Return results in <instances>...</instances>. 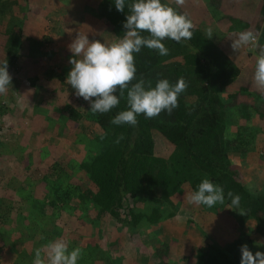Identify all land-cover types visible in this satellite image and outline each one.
<instances>
[{
    "label": "trees",
    "instance_id": "16d2710c",
    "mask_svg": "<svg viewBox=\"0 0 264 264\" xmlns=\"http://www.w3.org/2000/svg\"><path fill=\"white\" fill-rule=\"evenodd\" d=\"M250 1L242 6L246 13L249 11L250 18L247 21L239 18H230L229 21L239 24L241 30L251 27L257 35V44L263 46L264 0ZM131 2L133 0H126L124 12H118L114 0H100L92 11L105 25L113 42L119 41L126 32L123 24L128 14L127 4ZM161 2L173 7L178 13L185 14V10L174 0ZM230 2L232 4L234 0ZM39 8V0H0V66L7 63L12 86L17 83L15 74L27 81L26 88L30 89L34 87L40 73L46 79L54 76L64 82L71 70L69 61L73 58L72 55L66 57V64L61 67L57 66V61L45 70L40 65V61L45 56H52L53 51L44 48L49 43L47 37L38 38L30 30L29 24L35 20ZM192 32L191 40L179 44L165 38L162 43L169 50L166 56H160L157 50L146 47L133 54L137 69L133 84L141 78L146 87L148 82L155 87L160 79H167L171 84H175L181 77L185 80L187 89L179 95L178 107L171 115L162 112L156 118L146 119L140 114L135 127L127 124L113 125L110 121L119 112L129 110L126 93L108 113L93 114L90 112V104L83 98H78L75 90L66 82L67 97L73 99L70 103L62 102L64 111L55 109L54 104L60 101L54 96V92L48 91V99L42 98L39 102L41 108L37 107L33 112L32 120L43 126L30 124V134H36V128L45 131L53 123L65 120L81 127L84 126L82 122L88 119L91 126L94 124L98 128L93 139L101 146L100 150L79 164L82 182L75 183L76 196L73 199L87 203L82 208L83 216H75L70 225V233L78 234L81 243L70 247L64 240L70 251L77 247L82 250L77 264L128 262L123 259V241L127 239L124 238V230L138 229L142 225L150 226L173 217L179 204H186V194L198 190V185L205 178L223 188L225 200L223 204L217 203L218 205L226 206L231 214L234 210H243L245 215L237 216L239 227L236 229L239 233H230V241L224 240L220 252L196 248L190 252L193 257L190 264H241L242 241L239 234L244 230L245 226L241 229V225L245 224L246 218L253 220L257 224L255 230L264 236V184L260 188H246L241 179L245 168L242 175L238 169L232 168V158L235 155L246 160L248 152L254 153L256 131L246 130L247 124L243 122L248 121L257 111L258 117L264 118V112L259 111L263 109L264 102H261L260 95L244 86L230 88L231 85L234 87L243 72L241 63L238 64L224 47H219L198 28L194 27ZM249 56L247 54V58ZM32 93L35 97L36 90L33 89ZM238 93L251 97L253 104L240 105L232 109V116L225 118L231 99ZM115 94L119 96V92ZM20 108L23 107L18 109L9 95H0V119L8 116V112L12 110L15 116L23 118L27 112L25 108ZM26 108L28 111L29 106ZM232 122L239 130L235 129L230 139H225V130ZM38 151L43 154L45 152L46 155L48 153L42 146ZM5 155L8 156L9 153ZM0 162H3L1 153ZM51 182L53 184L49 188L53 192L58 191L59 185ZM229 191L234 196H240L239 208L231 207V199L227 196ZM62 195L70 200L69 191H62ZM14 206L10 207V212ZM199 206L203 210L207 209L205 205ZM53 207V204H48L46 211L52 213ZM146 208L149 211H145ZM160 211L164 212L161 214ZM6 217L7 215L1 216L0 213V264H32L37 248L28 246L27 241L23 243L20 232L7 234ZM21 219L30 222V218ZM40 231L43 233L41 229ZM43 235L38 239V248L49 243ZM56 236L62 239L60 232ZM7 240L11 242L8 243ZM155 252L156 250L154 255L158 256Z\"/></svg>",
    "mask_w": 264,
    "mask_h": 264
},
{
    "label": "rangeland",
    "instance_id": "374dc122",
    "mask_svg": "<svg viewBox=\"0 0 264 264\" xmlns=\"http://www.w3.org/2000/svg\"><path fill=\"white\" fill-rule=\"evenodd\" d=\"M249 2L251 1L234 0V3L231 4L230 0H185L184 5L178 6L183 11L185 10L186 16L196 28L209 39H212L219 47H224V50L230 54L231 58L235 59L238 64L241 63V67L244 65L246 68L245 71L252 70L254 72L255 63L253 61L255 56L251 54V50L244 47L238 53L231 47L232 40L237 39L240 32H253V29L248 27L247 29L241 30L239 24L229 21L230 18H239L247 21L250 18L249 11L247 10L248 13H246V9L242 6ZM208 28L212 29L211 38L206 33ZM94 40H99L101 43L107 45L118 42H113L110 38H94ZM247 54L250 55L248 58ZM245 71L243 74L240 73V78L234 87L231 85L230 88L237 89L242 86L249 88V84L247 83L248 77ZM11 88H15V86L13 85ZM9 89L10 87L6 95H9L15 101H19L21 97L27 99V97L32 95L30 89L23 88V90L19 91L14 89V92ZM36 94H38V97L35 102L43 96L42 91H36ZM260 98L261 102H264V93L260 95ZM72 99L69 98L67 103L72 102ZM230 103L226 109L225 118L232 116V112L234 114L232 109L238 108L240 105L251 106L253 100L251 97L238 93L231 99ZM25 105V101H23L20 106L27 111ZM85 106H89L87 102H85ZM257 107L260 108L259 105ZM55 109L64 111V106L63 104L61 106L58 104ZM259 111L264 112V107ZM258 113L257 111L256 114H252L249 120L244 121L243 124H247L245 127L246 130L254 129L256 131L254 132L255 140L258 139L257 137L262 138L260 141H257L258 143L256 141L255 143L259 145V148L264 149V133L262 132L264 129V118H259ZM29 117L30 119L32 118L31 116ZM29 117L27 115L23 116L20 119L21 123H16V121H12L7 116L0 119V153L3 158V162H0V170L2 171L0 174V213L1 216L7 215L5 220L7 224L6 233L18 234L20 232L23 243L27 241L26 244L28 246L31 245L34 248H38V239L43 234L47 241L52 242L59 239L56 234L60 232L61 238L67 241L70 247L79 246L81 239L78 234L70 233V225L73 223L75 216H83L82 208L87 203L84 200L76 202L73 199L76 196L75 183L76 181L77 183L82 182V179H80L79 164L87 160L89 156H94L100 150L101 146L93 139L98 133V128L94 124L91 126L89 120L85 119L82 122L84 126L81 127L78 124L68 121L65 126L67 136L61 134L59 124L57 126L55 124L48 129L45 127L47 129L45 131L36 128L35 135L28 132L30 125ZM35 125L38 127L43 126L38 123ZM237 127L232 122V125L225 130V139H230L233 131L235 129L237 131L239 130ZM41 146L48 152L47 155L45 152L43 154L41 151H38ZM5 153H9V155L6 156ZM245 157L246 160H242L235 155L232 158V168L238 169L240 174L245 168L246 171L241 179L246 184V188H260V185L264 184V158L262 155H258L255 147L254 153L248 152ZM251 162L253 163L251 164ZM243 163H245L244 167L242 166ZM43 177H46V179H42ZM51 181H54L55 185H59L60 189L58 191L53 192L49 188V185L53 184ZM62 191H69L70 200L64 198ZM50 203L54 205L52 213H50L51 211H46V207ZM13 206L14 209L10 212L9 209ZM41 207H43V211H41ZM206 208V210H203L200 206L187 202L185 205L179 204L176 208L175 212L181 215L176 214L180 217L183 216L180 220L186 229V235L190 237L187 239V243L180 242L177 244L178 254L176 255L178 257L176 261L175 259L172 261V258L168 259V250L164 248L163 245L165 244L161 238L155 237V239H158L156 243H147L143 242L146 241L144 234H136L137 236L131 234L133 237L131 244L133 245L136 259L140 260V257L145 252L151 260L150 264H158L159 262L160 264H171V262L177 263L180 261L186 264L192 260L190 259L192 257L190 252L195 249L194 244L198 243L200 247L210 249L211 252H220L221 244L224 243V240L228 239L230 241L228 235L230 233H239L236 229L237 226L239 227L236 220L237 216H241V214H239L240 211L235 210L231 214L228 212L226 206L223 207L218 204L212 207L207 206ZM145 211H149V209L146 208ZM163 212L160 211L161 214ZM233 213L235 214V218L233 217ZM173 216L176 215L174 214ZM222 216L223 218L221 219ZM3 218L5 219V217ZM21 218H30V222L27 223ZM245 221V224L241 225V229L245 226L244 230L240 233L241 235L239 234L243 245H247L253 255L256 252L264 253V236L255 230L257 224L250 218H246ZM150 226L142 225L139 229L146 228L144 230L147 231L151 228ZM197 236L199 238L196 239ZM182 238H186L185 235ZM155 239L150 238L149 240L153 242ZM7 242L10 243L11 240H7ZM175 244V241L172 240L171 247L175 248ZM148 246L152 251L156 250L157 257L154 254L152 255L153 252L150 253Z\"/></svg>",
    "mask_w": 264,
    "mask_h": 264
},
{
    "label": "clouds",
    "instance_id": "9594fccd",
    "mask_svg": "<svg viewBox=\"0 0 264 264\" xmlns=\"http://www.w3.org/2000/svg\"><path fill=\"white\" fill-rule=\"evenodd\" d=\"M175 3L182 6L185 0H175ZM114 6L118 12H124L126 0H114ZM127 9L126 22L123 24L126 32L117 43L107 45L99 40L90 42L87 35L77 33L69 45L73 58L69 61L72 67L67 74L66 84L75 90L78 98L90 104L93 114L108 113L126 93L129 110L119 112L110 123L135 127L140 114L146 119L156 118L162 112L171 115L178 107V97L186 91L187 84L182 77L175 84L160 79L155 87L151 86V82L146 87L142 78L133 84L137 71L133 54L146 47L157 50L160 56H166L169 50L162 41L165 38L178 44L189 41L195 26L185 14L178 13L161 0H133L127 4ZM206 33L211 38L212 29L208 28ZM231 47L238 53L244 47L256 48L257 35L252 31L240 32L238 38L232 40ZM7 68V63L0 66V95H6L11 86L12 77ZM253 81L258 90H264V48L256 58ZM117 92L119 96L115 94ZM227 196L231 199V207H240L239 195L234 196L229 191ZM186 200L189 204L212 207L217 203L223 204L225 195L222 187L205 178L198 185V190L186 194ZM239 214L245 215L243 210ZM241 253V264H264L262 252L253 255L248 246L243 245ZM81 254L79 247L70 251L63 239H57L37 248L32 264H77Z\"/></svg>",
    "mask_w": 264,
    "mask_h": 264
},
{
    "label": "crops",
    "instance_id": "0c3cea01",
    "mask_svg": "<svg viewBox=\"0 0 264 264\" xmlns=\"http://www.w3.org/2000/svg\"><path fill=\"white\" fill-rule=\"evenodd\" d=\"M100 0H39V11L34 21H31L30 30L34 34L36 33V36L38 38L41 37H47L49 40L48 45L44 46V48L51 49L53 51L52 56H45L41 61L40 65L43 66V70L49 69L52 64L57 61V66L61 67L62 65L66 64L67 56L72 55V53L69 50V45L72 43V41L76 38V35L78 32L81 34L87 35L89 38V41H93L94 38H110L112 39L109 34L108 30L105 28V25L102 24V22L93 15L92 11L97 7ZM105 29V30H104ZM251 50V54L255 56V59L253 63H256V58L263 46H260L257 44L256 48L247 47ZM252 60V58H250ZM29 61L27 60V66ZM246 70L245 66L243 65L242 71L244 72ZM255 70V68H254ZM251 71V70H250ZM245 71V74L248 77L247 83L249 84V90H252L258 95H263L264 90H258L253 81L254 73L252 71ZM242 72V74H243ZM40 77L34 82V87H30V93L33 95V89L36 91H42L43 96L37 101L38 94H36L35 98H33L32 95L30 97H27V99L21 97L19 101L13 100V103L15 106L22 107V102L25 101V107L29 106V110L26 111L28 117L33 116V112L37 107H40L39 102L43 99H48L47 93L48 91L54 92V96L56 95L60 101V103H55L54 107H57L58 104L61 106L62 102L67 103V100L69 97H67L68 94V87L66 86L65 82L59 81L56 77L52 76L53 78L46 79L42 74H38ZM16 91L28 89L26 86H28V82L25 81L21 76L16 75ZM10 86V91H15ZM47 92V93H46ZM63 97V98H62ZM58 101V100H57ZM41 108V107H40ZM22 109V108H20ZM28 109V108H27ZM65 115V114H64ZM66 116V115H65ZM10 117L12 121H16V123H21V118H18L14 115L13 110L8 114L7 118ZM30 119V117H29ZM69 120H65L63 122H55L52 124L57 126L59 124L60 132L62 135L67 136V129L65 126L67 125ZM83 121V120H82ZM71 122V121H70ZM35 124V122L30 119V124ZM74 123V122H72ZM76 124V123H75ZM57 128V127H56ZM57 128V129H59ZM264 133V129L262 131ZM48 133V132H47ZM33 134V133H32ZM46 134V133H44ZM36 135V134H35ZM258 139H254V147L255 150L258 151V155H262L264 158V149L259 148V145L257 144V141H260L262 138L257 137ZM60 139V138H59ZM255 141L257 143H255ZM264 147V146H263ZM261 157V156H260ZM252 164V163H251ZM264 167V166H263ZM179 214V213H177ZM173 216L171 218L159 221L156 224L151 225L150 229L145 231L146 228L141 229H125L124 231L126 234L124 235V238L126 239L123 241V252L125 253V260L128 262H125L124 264H150L151 260L148 255L144 252V254L139 259H136L135 252L133 245L131 244L132 241V235L137 236L138 234H144L146 237L147 243H156L158 239H155V237L161 238L163 240L164 248H166L167 251V257L168 259L172 258V261L178 257L177 252V244L181 243H187V239L190 238L186 235V229L183 226V222L180 220L183 216L177 215ZM132 234V235H131ZM137 234V235H136ZM185 235L186 238H182V236ZM241 235V234H240ZM149 238H148V237ZM150 238L155 239L153 242L149 240ZM199 238V236L196 237V239ZM141 241V239L139 238ZM172 240L175 241V248L171 247ZM138 241V242H140ZM142 242V241H141ZM243 246V242L241 243ZM168 245V246H167ZM195 249L200 247V244H194ZM150 253L152 255L154 254L155 250H151V248L148 246ZM153 249V248H152ZM151 255V256H152ZM155 256V255H154ZM157 257V256H156ZM122 258V256H120ZM119 258V259H120ZM127 258V259H126ZM164 258V257H160ZM190 259L193 260L191 257ZM192 260L186 264H190ZM159 262V261H158ZM185 262V261H184ZM165 263V261H163ZM112 264H121L119 261H113ZM171 264H183L182 261L180 262H171Z\"/></svg>",
    "mask_w": 264,
    "mask_h": 264
}]
</instances>
